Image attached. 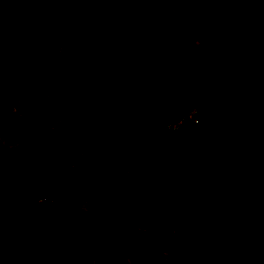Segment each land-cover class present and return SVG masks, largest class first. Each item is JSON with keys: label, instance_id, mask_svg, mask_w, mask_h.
<instances>
[{"label": "trees", "instance_id": "1", "mask_svg": "<svg viewBox=\"0 0 264 264\" xmlns=\"http://www.w3.org/2000/svg\"><path fill=\"white\" fill-rule=\"evenodd\" d=\"M14 1L0 0V10ZM257 1L231 3L238 9ZM114 3L75 0L50 8L44 0H20L14 20L18 46H2L11 65L10 75H0L2 110L18 105L36 114L29 97L35 80L31 60H49L83 33H101L113 21ZM179 3L182 10L174 12ZM229 14L223 0H137L132 16L150 45L164 47L174 36L199 39L185 57L157 50L143 54L123 43L101 48L93 37L81 42L64 62L77 80L69 98L83 115L79 130L70 135L86 174L78 187L37 183L33 163L45 164L29 147L32 137L25 126L5 114L4 133L21 142L25 163L0 182V264H91L102 235L89 225V216L102 177L117 165L110 190L123 211L112 216L118 236L129 227L149 229L164 220L174 227L176 264H206L210 259L203 248L217 238L220 246L227 244L229 229L218 236L210 222L225 212L227 180L243 212L238 241L247 231L264 228V14L246 30L229 23ZM81 22L90 26L85 29ZM126 78L134 90L122 88ZM211 102L227 105L249 123L250 136L237 139L232 152L213 135L207 115L184 118ZM46 195L52 196L49 211L38 201ZM15 217L18 226L10 231ZM76 238L80 243L73 246ZM230 252L235 263L241 255L244 264H264V232ZM219 257L215 250L210 258ZM133 264L157 263L149 258Z\"/></svg>", "mask_w": 264, "mask_h": 264}, {"label": "rangeland", "instance_id": "2", "mask_svg": "<svg viewBox=\"0 0 264 264\" xmlns=\"http://www.w3.org/2000/svg\"><path fill=\"white\" fill-rule=\"evenodd\" d=\"M44 1L50 8H53L63 2L75 0ZM114 2L113 21L109 26L101 29V33L91 36L83 33L80 38L72 40L62 49L58 56L45 61L31 60L35 80L30 86L29 97L32 109L36 110V114H31L18 105L12 108L15 113L11 110L3 111L2 104H0V182L11 176L25 163L21 142L4 133L5 126L2 121L5 114H13L17 121L25 126L32 137L29 147L35 148L39 152V159L45 164L42 166L33 163L37 172L35 178L37 183L75 188L86 180L82 156L75 148L74 143L70 142V135L79 130L83 120V115L69 98V91L77 80L71 69L64 66V62L74 55L81 42L88 37L95 38L101 48L106 47L110 42L123 43L142 51L143 54L157 50L177 57H185L190 47L199 41L195 35L174 36L164 47H154L137 31L132 16L137 0H114ZM223 2L230 13L229 23L239 25L241 30L250 28L256 17L264 14V0L238 9L232 8L231 0H223ZM19 3L20 0L14 1L8 9L0 10V75L2 77L11 74V65L6 61L2 46H18L15 38L14 20ZM181 10L180 3L174 7V12ZM81 25L85 29L90 26L85 22H81ZM118 53L127 58V53ZM1 80L0 77V95L1 91L5 89ZM121 84L125 91L135 89L127 78L121 81ZM187 114L193 121H197L200 115H207L211 121V132L219 140L222 148L229 152L234 151L233 145L237 139L247 138L251 134V128L246 118L237 115L225 104L216 102L202 104L191 109ZM119 168L120 165L111 167L102 177L98 203L89 216V225H96L102 235V244L98 252L90 256L91 264H133L135 261L149 258L155 260L157 264H176L178 262L177 252L172 250L174 227L164 220L149 229L129 227L123 237L118 236L112 216L115 213L122 215L123 211L118 207L110 187L113 176ZM223 186L225 212L215 215L210 219V222L218 227V236L222 237L226 228L230 233L227 244L221 243L220 246L221 240L217 238L207 248H203L204 255L210 259L206 264H244L245 261L241 255L235 263L236 258L231 255L230 249L239 244L242 246L249 243L251 238L260 236L264 232V228L247 231L246 236L238 241L237 226L243 218V212L235 202L236 192L231 180H227ZM38 201L44 204L47 211L50 210L49 203L52 201V196H42ZM17 226L18 217H15L10 222L8 229L12 231ZM91 233L90 231L88 235ZM79 243L80 239L76 238L73 246ZM215 250L219 251L220 257L210 258Z\"/></svg>", "mask_w": 264, "mask_h": 264}, {"label": "built area", "instance_id": "3", "mask_svg": "<svg viewBox=\"0 0 264 264\" xmlns=\"http://www.w3.org/2000/svg\"><path fill=\"white\" fill-rule=\"evenodd\" d=\"M193 109H194V108H193ZM187 115H188V114H186L184 118H188V119L192 120V119H191L189 116H187ZM181 121H182V119H181L180 121L176 122V123H173L171 126L174 127V128H176V127L180 124ZM192 121H193V120H192Z\"/></svg>", "mask_w": 264, "mask_h": 264}]
</instances>
